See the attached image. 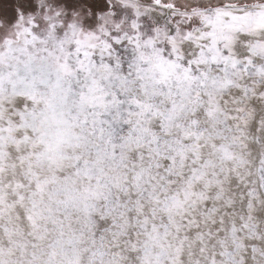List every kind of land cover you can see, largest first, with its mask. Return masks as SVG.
I'll return each mask as SVG.
<instances>
[{"label": "snow or ice", "instance_id": "snow-or-ice-1", "mask_svg": "<svg viewBox=\"0 0 264 264\" xmlns=\"http://www.w3.org/2000/svg\"><path fill=\"white\" fill-rule=\"evenodd\" d=\"M0 264H264V0H0Z\"/></svg>", "mask_w": 264, "mask_h": 264}]
</instances>
